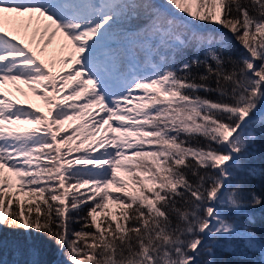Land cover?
Returning <instances> with one entry per match:
<instances>
[{
	"label": "snow or ice",
	"instance_id": "snow-or-ice-1",
	"mask_svg": "<svg viewBox=\"0 0 264 264\" xmlns=\"http://www.w3.org/2000/svg\"><path fill=\"white\" fill-rule=\"evenodd\" d=\"M258 141L264 0H0V250L5 229L23 233L12 264H264Z\"/></svg>",
	"mask_w": 264,
	"mask_h": 264
},
{
	"label": "trees",
	"instance_id": "trees-1",
	"mask_svg": "<svg viewBox=\"0 0 264 264\" xmlns=\"http://www.w3.org/2000/svg\"><path fill=\"white\" fill-rule=\"evenodd\" d=\"M231 54L235 57V58H239L243 53L244 50L240 47V45L233 41L232 43V47H231ZM202 96H207V98L209 99H218V97L216 95L213 94H207V93H201ZM16 98V97H13ZM29 103V102H28ZM31 105V103H30ZM31 106H34L36 109L39 108L41 111H45L43 108L38 107L36 104H33ZM98 111V109H94L92 110L93 115H95V112ZM82 123L81 121H75V122H70V124H68L67 126H65L66 128H72L77 124ZM89 131H91V129H81L80 132L77 133V136L74 137V143L72 145L74 151H73V156L79 155V153H77L75 151V148L78 144H80L81 139H83V134L88 133ZM104 136V131L102 130L100 133L97 134V139L101 138ZM91 139V138H90ZM204 141L201 140L200 143H203ZM84 148H87V144L84 145ZM99 151H103V149H100ZM96 154H99L98 152ZM247 163H249L251 166L257 168V169H264V141H258L257 145H256V149L254 152V155L251 157V159L249 161H247ZM261 182L260 178L257 177L255 180L252 181V183L254 184H259ZM35 199V198H33ZM113 212L117 211V208L112 209ZM84 213L81 212L79 213V215H83ZM256 215V224H255V229L258 233L264 232V214H262L259 210H257V212L255 213ZM241 223H246V221L241 220ZM72 228L74 230H79L80 228V224H73ZM23 233H13L9 230H4L3 232V238L5 240V246L2 250H0V258L8 261V264H12V262L16 259H22V257H17L15 255V252L13 250V246H12V242L17 239L18 237H22ZM222 259L228 260V259H232L234 261H240L242 258L240 257H221ZM42 259L44 260H49L52 259V257L50 255H45L42 257ZM62 259V257H61Z\"/></svg>",
	"mask_w": 264,
	"mask_h": 264
},
{
	"label": "rangeland",
	"instance_id": "rangeland-1",
	"mask_svg": "<svg viewBox=\"0 0 264 264\" xmlns=\"http://www.w3.org/2000/svg\"><path fill=\"white\" fill-rule=\"evenodd\" d=\"M191 6L193 7V10H196L197 5H196L195 3H192ZM53 48L57 49V51L53 52V51L50 50V52L47 54V56H46L45 58L48 59L49 61H51L52 59H56V60L58 61L59 56L62 55L63 53H60V52L58 51V45L54 44V45H53ZM2 88H3L6 92H8L9 95H10L12 98H13V97H16V99L21 100V101H23V102H29V103H31V105H32V103H33V104H36L38 107L43 108L45 111H47V109H48V107H49L48 104H47L43 99L39 98L38 94L33 93V92L31 91V88H30V86H29L28 84H25V83H23V82H15V83H13V82H6V83L2 86ZM17 89H22L23 92H21V91H17ZM25 93H27V95H25ZM69 124H70V123H69ZM66 126H67V125H66ZM25 127H32V125H26ZM105 134H106V133L104 132V135H105ZM107 135H111V133L109 132V133H107ZM118 175H120L121 177H123V178H125V179H128L129 181H131V179H132V178H131L130 176H128V174H127L125 171H123V170H121V171L118 173ZM112 190L115 191V187H113ZM22 198H23V199H27V197H25V196H23V195H22ZM110 207H111V209L116 208L115 205H111V204H110Z\"/></svg>",
	"mask_w": 264,
	"mask_h": 264
}]
</instances>
